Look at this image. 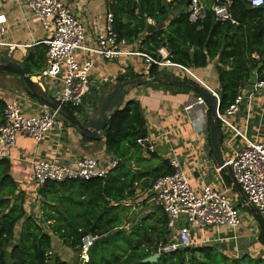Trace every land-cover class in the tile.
Returning a JSON list of instances; mask_svg holds the SVG:
<instances>
[{
  "label": "trees",
  "instance_id": "trees-1",
  "mask_svg": "<svg viewBox=\"0 0 264 264\" xmlns=\"http://www.w3.org/2000/svg\"><path fill=\"white\" fill-rule=\"evenodd\" d=\"M190 1L107 0L106 7L113 16V29L120 41L136 44L141 52L156 58H161L159 50L166 48L171 62L193 71L214 64L220 112H224L254 72L264 79V6L251 7L249 0H231V19L220 21L211 10L218 0H204L207 17L194 23L189 20ZM149 20L164 23L166 27L149 33ZM41 70L42 59H32L26 67V73L31 76ZM160 75L159 67L152 65L150 76ZM119 79L126 80L123 76ZM63 108L72 114L83 112L81 107ZM4 109L0 104L2 116ZM219 125L222 148L226 136L221 122ZM147 135L141 104L127 101L104 132L107 149L115 155L117 165L102 178L47 181L39 188V221L28 212L25 194L18 191L9 175V161L0 159V264H68L54 252L59 243L53 244L54 236L66 249L78 253L83 238L90 234L97 239L89 249L88 261L80 260L82 264H264L262 257L256 259L250 254L231 257L213 244L162 252L155 262L146 261L158 254L170 238L167 217L162 211L157 216L147 214L138 226H127L131 206L124 202L137 196L135 183L144 175L131 169L132 162L146 169L151 162L159 160L156 151L149 152V159L142 157L144 145L138 140ZM174 171L169 160H165L145 175L154 183ZM225 179L233 184L230 177ZM148 180L144 186L147 189L153 186ZM258 216L261 219L259 213Z\"/></svg>",
  "mask_w": 264,
  "mask_h": 264
},
{
  "label": "crops",
  "instance_id": "crops-1",
  "mask_svg": "<svg viewBox=\"0 0 264 264\" xmlns=\"http://www.w3.org/2000/svg\"><path fill=\"white\" fill-rule=\"evenodd\" d=\"M63 1L79 14L85 24L88 43L95 42L98 34L103 33L106 28L107 0ZM0 14H5L7 17L5 33L0 39L3 43H6L0 45V63L15 61L26 69L32 59H42L43 70L47 65V45L45 41L53 36L54 29L52 27L45 28L24 0H0ZM120 48L129 52H141L136 44L128 45L122 40L120 41ZM160 50H163L167 56L169 55L166 48ZM86 55L82 51L78 52L80 60H83ZM147 69L144 58L133 54L120 56L113 60H96L90 73V87L86 97L89 94L94 102L95 92L100 86L120 81V76L125 77L126 80L147 76ZM42 70L32 76L27 75L41 86L49 99L55 101V96L60 92L62 83L43 77ZM159 70L161 75H174L193 81L182 68L176 65L159 67ZM194 72L208 86L218 91V77L214 64ZM133 76L134 78H132ZM256 78L257 73L254 72L249 82H253ZM183 86L151 83L129 88L123 103V107L129 100H136L141 104L148 130V135L145 138H148L150 143L156 146V152L159 147L162 148V153L157 152L159 160L151 162L146 169L144 166L132 162L131 169L136 172H144V175L135 183L137 196L124 203L132 207L129 204L130 202L137 197L149 194L153 196L154 204L152 206H154V210L148 214L155 213L156 216L160 211L163 213L164 211L156 200L152 188H144L148 179V184H153L151 178L145 174L151 169L159 168L161 162L165 160L170 162L171 158L176 157L186 170L192 186L197 190H200L205 184H210L227 191L226 187L228 186L225 176L230 177L232 180V172L222 170L211 148L208 119L209 110L211 109L210 104L207 103L204 106L195 103L199 94L191 87L185 86L183 89ZM14 99L18 100L22 111L26 115H37L44 110V104L29 92L21 77L0 70V104L5 107L7 103ZM81 108L83 111L81 113L74 111L79 118L90 115L94 111L91 105L85 107L82 105ZM1 120L2 115L0 114V122ZM232 120L247 136L264 141V95L258 94L251 103H245L238 114L233 116ZM225 134L227 133L225 132ZM238 139L236 138L235 144L240 147L241 141ZM143 145L142 157L149 159L150 154L147 150V143ZM232 156V150L226 148L223 151L221 148V157L229 168L228 161ZM84 157H94L104 162L116 158L107 149L104 132L100 140L86 139L64 116L59 114L55 126L40 143H36L29 137L18 135L15 147L8 151L5 158L11 166L9 175L14 179L18 191L23 192L27 198L26 208L28 212L34 208L38 210L37 214L40 216L39 186L34 179L33 163L39 160H49L59 164L74 165L77 160ZM236 192L238 193L237 190ZM240 197L242 199L241 195ZM37 201L38 203H36ZM242 201L246 203L243 199ZM33 204L38 205L33 206ZM248 208H250V212L255 218L251 207L248 206ZM39 219H41V216ZM261 219L264 221L262 216ZM224 228L221 227L220 230ZM240 228L242 229V227ZM201 232L203 231L197 230L195 235L201 234ZM239 232L240 234L243 233L241 230ZM58 242L61 241L58 239Z\"/></svg>",
  "mask_w": 264,
  "mask_h": 264
},
{
  "label": "built area",
  "instance_id": "built-area-1",
  "mask_svg": "<svg viewBox=\"0 0 264 264\" xmlns=\"http://www.w3.org/2000/svg\"><path fill=\"white\" fill-rule=\"evenodd\" d=\"M33 14L38 17L45 28L54 29L53 36L45 41L47 45V65L42 76L62 83V88L55 96L60 107L71 105L81 107L90 87V73L96 60H113L120 56L133 54L144 58L147 76L150 67H167L176 65L182 68L192 79L205 87L217 101L216 119L221 122L225 134L224 146L232 150L233 156L228 161L234 179L247 197L246 205L255 210L264 219V141L253 139L243 133L234 123L233 116L238 114L245 103H251L258 94L264 95V79L258 77L239 88L235 101L224 112H220V93L202 81L196 73L185 66L175 64L168 59L163 50L161 58L143 52H129L120 48V40L113 29V16L106 17V28L98 34L95 42L88 43L87 29L78 13L63 0H24ZM251 7L264 6V0H249ZM231 0L216 1L211 10L220 21L231 19L229 7ZM189 20L201 22L207 17V5L204 0H191L188 6ZM7 17L0 14V39L6 29ZM150 24H154L149 20ZM4 45L0 40V45ZM86 53L83 60L78 52ZM195 103L206 106L201 95ZM192 107V106H191ZM44 110L37 115H26L17 99L7 103L0 124V159L15 147L18 135L31 138L40 143L53 129L60 112L43 105ZM190 108V107H189ZM236 138L241 146L235 144ZM147 143V150L155 152L156 146L148 138L138 140ZM117 165V160L101 161L94 157H84L74 165L59 164L49 160L33 163L34 179L42 187L47 181L62 182L66 179L89 180L102 178ZM174 173L157 178L152 187L156 200L162 206L167 217V226L171 238L159 248L160 253H172L184 247L194 245L196 231L210 228H237L242 224L240 210L231 201L226 190L205 184L200 190L194 188L186 170L176 158L170 159ZM97 237L87 235L79 249V257L88 261V252ZM82 264V263H80Z\"/></svg>",
  "mask_w": 264,
  "mask_h": 264
},
{
  "label": "water",
  "instance_id": "water-1",
  "mask_svg": "<svg viewBox=\"0 0 264 264\" xmlns=\"http://www.w3.org/2000/svg\"><path fill=\"white\" fill-rule=\"evenodd\" d=\"M166 27V24H150L148 32L153 33ZM0 70L16 74L21 77L25 83L29 92L35 96L44 105L52 110H58L62 116H64L68 122L80 133V135L90 140H100L102 133L108 130L111 126L112 118L115 113L123 107L125 97L128 94L129 88H135L144 84L157 83L161 85H184L191 87L197 94L204 97L206 102L211 106V114L209 118V130L210 141L213 154L222 168V170L228 171V167L221 157V142L222 131L220 129L219 122L216 119L217 101L215 97L203 86L195 83L191 80L182 79L174 75H160L156 77L143 76L141 78H134L124 81H117L107 85L100 86L95 92L93 112L90 115H84L79 118L76 113L67 112L63 107H60L54 100L48 98L46 92L41 86L32 80L26 73V69L18 62L8 61L0 63ZM81 113V112H80ZM158 153H162V148L159 147ZM232 181L235 189L242 196L244 201H247V197L241 190L240 185L234 179L232 175ZM252 213L260 225L262 232L264 233V225L259 218L255 208H251ZM158 255L154 254L147 258L146 261L155 262L158 259Z\"/></svg>",
  "mask_w": 264,
  "mask_h": 264
},
{
  "label": "rangeland",
  "instance_id": "rangeland-1",
  "mask_svg": "<svg viewBox=\"0 0 264 264\" xmlns=\"http://www.w3.org/2000/svg\"><path fill=\"white\" fill-rule=\"evenodd\" d=\"M182 88L184 89L185 86H183ZM92 99L93 98L89 97V94L87 97L85 96L83 102L84 107L91 105V108H94V102ZM226 148L227 147L224 146L223 143L222 150L224 151ZM228 170L231 173L229 167ZM226 183L228 186L226 187L228 196L240 210L242 218V225L240 227H242V229L240 227L235 229L225 227V231L224 229L220 230V228L207 229L205 230V233L203 231L201 232V234L198 233L194 235L193 246L202 244H213L217 245L223 253H226L231 257H237L243 254H250L256 259H259L261 257L264 258V238L262 237V230L260 228V225L252 216L250 208H248L246 203L242 201L240 194H238L234 190L233 184H229L228 182ZM36 203H38V201ZM129 204L132 205L127 217V226L129 227H132V225H134V227L138 226L143 217H145L149 212H152L154 210V206H152V204H154L153 196L149 194L137 197ZM36 205L38 204H33V206ZM37 211L38 210L32 208L30 209L29 213L34 214L37 220L39 221L40 216L39 214H37ZM240 230L243 232L242 234H240ZM221 236H223V238H221ZM57 242L58 238L55 237L53 244L55 245ZM66 248L67 247H64V245L60 242L55 246L54 252L60 257L67 260L68 264H80L79 252L77 253L74 250Z\"/></svg>",
  "mask_w": 264,
  "mask_h": 264
}]
</instances>
